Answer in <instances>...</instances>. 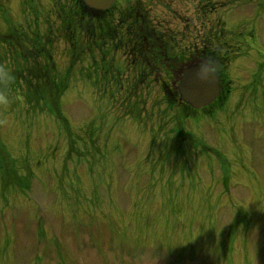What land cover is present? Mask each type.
<instances>
[{
    "label": "rangeland",
    "instance_id": "374dc122",
    "mask_svg": "<svg viewBox=\"0 0 264 264\" xmlns=\"http://www.w3.org/2000/svg\"><path fill=\"white\" fill-rule=\"evenodd\" d=\"M138 1L177 49L220 32L219 19L231 46L230 29L244 31L227 107L179 123L153 81L127 85L120 53L108 68L78 54L58 120L1 86L2 73L0 264H264V0ZM23 7L0 0V30L6 16L24 23ZM69 52L59 38L60 79Z\"/></svg>",
    "mask_w": 264,
    "mask_h": 264
},
{
    "label": "trees",
    "instance_id": "16d2710c",
    "mask_svg": "<svg viewBox=\"0 0 264 264\" xmlns=\"http://www.w3.org/2000/svg\"><path fill=\"white\" fill-rule=\"evenodd\" d=\"M74 2L78 9H80V12L77 13L76 11L74 14L72 11L65 12V15H60L61 22L63 23L65 19L73 20V17L78 14L80 15V19L84 15H89L90 18L87 22H84V24H81V22L78 21L82 25L81 28L83 30L80 26L79 28L76 26V28L82 31V36H86L89 39H95L96 41H104L106 38L105 33L111 32L110 27L103 22L105 15L103 16V13L100 15L94 13L90 14L89 10L86 11L87 8L82 0H74ZM66 27L71 28V30L66 29L65 31L74 35L76 28L73 29L71 22L67 21ZM50 34H53L51 28H49L45 34L34 32L32 36V34L26 32L22 27H13L5 33H0V46L2 48V51H0V57L3 56V60L7 57L6 63L11 67V71L8 73H10L9 84L12 88L26 92L27 99L30 96L33 97L35 101L33 100L32 102H36V106L49 107L53 113L58 114L59 107L55 102L58 101V97L60 98L61 93H63L65 84L56 78V67L51 49L54 45V43H52L54 40ZM144 34L147 35V41H149V44H146L145 42L144 44L136 43L133 46V48L135 47L137 49L134 50L137 51L134 55H139L144 63L149 61V59L157 57L161 58L162 54L160 53V50L155 48L147 28L140 33L141 36ZM136 38V41L141 40L139 36ZM68 40L70 39L68 38ZM152 50L155 51V54L152 53ZM214 53L216 56L215 58L211 57L210 53L203 56L208 58L216 67V70L219 71L222 78L221 80L226 85L227 92V84L229 81L226 70V56H221L217 52ZM91 57L94 58L93 55H91ZM162 90L164 94L163 99L168 106L171 108L178 107L176 109L185 117L194 116L196 111L192 110L188 105L180 103L179 99H177L178 92L176 90L166 84H162ZM225 99L226 96L222 94V96L214 102L210 108L213 106L220 107L225 102ZM205 109L207 113H210L211 109L204 108V110Z\"/></svg>",
    "mask_w": 264,
    "mask_h": 264
},
{
    "label": "water",
    "instance_id": "95a60500",
    "mask_svg": "<svg viewBox=\"0 0 264 264\" xmlns=\"http://www.w3.org/2000/svg\"><path fill=\"white\" fill-rule=\"evenodd\" d=\"M180 71L184 73L179 85L181 98L194 107L209 104L219 94L218 76L205 61L194 59Z\"/></svg>",
    "mask_w": 264,
    "mask_h": 264
}]
</instances>
